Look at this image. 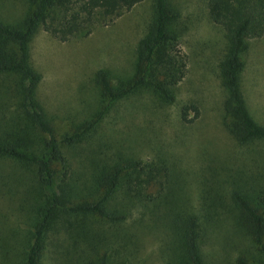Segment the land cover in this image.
<instances>
[{
	"label": "trees",
	"instance_id": "obj_1",
	"mask_svg": "<svg viewBox=\"0 0 264 264\" xmlns=\"http://www.w3.org/2000/svg\"><path fill=\"white\" fill-rule=\"evenodd\" d=\"M8 1L15 10L20 1L21 8L0 15V199L26 212L30 221L17 256L20 264H41L50 236L59 250L54 264H139L146 228L162 232L164 264H208L203 237L207 226L220 222L238 229L253 247L243 249L235 264H264V171L240 178L231 170L224 171L226 177L213 172L196 205L162 157L142 160L124 150L110 155L99 150L80 158L87 165L78 170L74 155L69 157V151L89 143L121 100L147 94L159 107L175 102L187 56L180 47V13L171 2L153 0L132 73L114 82L98 70L99 109L58 135L37 98L42 75L30 62L33 37L40 29L61 41L87 36L142 0ZM207 10L227 40L219 64L221 123L239 145L264 141V125L250 113L242 86L249 40L264 35V0H207ZM199 113L197 105L187 103L180 118L192 122Z\"/></svg>",
	"mask_w": 264,
	"mask_h": 264
},
{
	"label": "rangeland",
	"instance_id": "obj_2",
	"mask_svg": "<svg viewBox=\"0 0 264 264\" xmlns=\"http://www.w3.org/2000/svg\"><path fill=\"white\" fill-rule=\"evenodd\" d=\"M169 1L180 13V47L187 56V73L177 86L175 102L159 107L147 94L121 100L101 121L89 143L69 151V157L74 155L71 161L77 170L87 165L80 158L99 150L107 155L124 150L142 160L162 157L190 202L198 205L205 184L214 180L213 172L220 171L222 177L226 170L237 178L258 177L264 171V141L239 145L221 123L224 88L219 64L227 40L222 27L209 18L207 0ZM0 4V15L21 8L20 1L15 2L16 10L8 0H0ZM152 10L153 0H142L109 24L96 26L89 35L66 41L43 29L36 33L30 44V62L42 75L37 98L58 135L91 119L99 109L98 70L107 71L114 82L132 73ZM242 86L250 113L264 125V35L249 40ZM187 103H194L200 111L192 122L180 118V109ZM29 222L26 212L14 211L0 199V264H20L17 256L24 247L22 237ZM162 236L158 229L146 228L136 256L139 264H164L159 253ZM247 248L253 249L238 229L222 222L207 226L202 250L208 264H235L237 255ZM57 254L50 236L41 264H54Z\"/></svg>",
	"mask_w": 264,
	"mask_h": 264
}]
</instances>
